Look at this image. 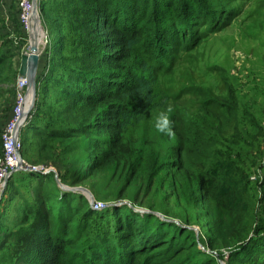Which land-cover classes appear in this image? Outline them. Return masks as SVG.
Returning a JSON list of instances; mask_svg holds the SVG:
<instances>
[{
	"label": "rangeland",
	"instance_id": "374dc122",
	"mask_svg": "<svg viewBox=\"0 0 264 264\" xmlns=\"http://www.w3.org/2000/svg\"><path fill=\"white\" fill-rule=\"evenodd\" d=\"M18 1L0 0V54L11 55L10 65H0L4 123L29 41L20 31ZM35 2L43 35L31 40L40 50L41 91L20 139L24 162L40 168H17L0 199V264H264V0H200L216 23L211 29L197 23L202 41L171 57L158 33L162 21L137 25L129 0H105L108 7ZM108 8L122 30L109 21ZM168 16L163 8L160 17ZM140 29L148 40L136 35L130 46L124 31ZM148 56L155 66L153 108L135 118L124 114L131 102L123 108L112 95L99 96L75 73L120 81L145 75ZM79 93L92 96L91 103ZM164 116L171 133L156 127ZM225 163L233 167L225 170ZM36 189L52 206L51 231L19 263V231L28 230L33 214L22 217ZM125 218L134 226L148 220L179 228L181 246L129 258L136 243L122 237Z\"/></svg>",
	"mask_w": 264,
	"mask_h": 264
},
{
	"label": "trees",
	"instance_id": "16d2710c",
	"mask_svg": "<svg viewBox=\"0 0 264 264\" xmlns=\"http://www.w3.org/2000/svg\"><path fill=\"white\" fill-rule=\"evenodd\" d=\"M86 2L92 3L97 7H108L105 0H84ZM131 4V20L135 21L137 25L139 24H151L157 25L159 19L162 21V25L160 26V30L158 33L161 34L162 37V47L163 51L168 50L169 56L171 54H175L178 50L182 51H191L194 49L205 36L204 33L197 32V23L202 24V26L211 29L213 24L216 23L217 17L213 13V11L208 12L205 9L208 7L207 1H204V10L201 9L200 0H129ZM165 9L169 13L168 17H160L161 10ZM201 10L197 12V9ZM210 13L212 14L209 17ZM107 17L110 18L109 21L112 22L114 26L121 29L123 26L119 23L118 13L112 12L110 8L107 9ZM170 18V19H169ZM220 19V18H219ZM226 18L223 16L221 20H218V24H222V20ZM19 22V21H18ZM167 30H164L165 25H167ZM106 25V24H105ZM139 29V28H135ZM22 30V29H21ZM24 33V31L22 30ZM127 35V42L130 46H133L137 43L134 40V36L137 35L138 39L143 38L144 41H147L148 38L145 36V32L140 29L137 31L125 30ZM213 30L210 31L212 33ZM59 32L56 31L55 34ZM156 52L154 57H161L157 55V50H153V53ZM171 57V56H170ZM11 55L8 53L0 54V65H10ZM148 58L149 64L143 67V73L145 75H136L129 74L126 77H123L119 80H116L115 77L105 76L102 77L100 74H96L92 71H76L75 73H80L82 76L81 79H84L85 82H89L91 84H95L97 91L99 92V96L112 95L118 102L123 103V108H126L127 103H132V108L126 111V113L133 114L134 117H139L147 112H149L153 108V97H152V89H153V81L151 73L155 70V66L152 65V58L149 56ZM168 57H161L162 61L167 60ZM94 65V62H92ZM39 69V65H38ZM37 72L36 80V91L40 93V82L42 81L41 76H39ZM94 73V74H91ZM9 79V77H7ZM5 79V78H2ZM11 79V78H10ZM13 81V79H12ZM42 91H46L42 88ZM42 92V93H43ZM76 93V92H75ZM45 94H49L48 92ZM80 97L81 95L79 93ZM92 96H83V98H90ZM96 99V97H95ZM92 98H90L91 103ZM127 118L128 116L125 115ZM94 123L95 126L101 125L99 121L101 119H96ZM30 129V127H25ZM48 136V135H46ZM176 149V148H175ZM177 150V149H176ZM181 152V150H177ZM176 152V159H180V153ZM223 169L230 170L233 166L231 164H223ZM88 168H91L88 167ZM92 175V172H88V177ZM37 177L40 178V175ZM216 177V176H215ZM12 176L8 179L6 188H8L9 183L11 181ZM43 179H46L43 178ZM35 199L33 200L32 206L28 208L29 210L22 217V221L25 222L27 220L28 211L33 214V218L30 223V227L28 230L19 231L18 239H17V257L16 260L19 263H22L27 259L28 253L32 250L36 242L39 238L46 237L47 233L51 231V221L53 213L51 211V205L48 202V199L42 195L39 189L35 190ZM3 199V198H2ZM1 199V200H2ZM64 199V198H63ZM60 199L62 206H67L68 202L62 201ZM93 214V212H91ZM95 213V212H94ZM122 227L124 228V232L122 237L127 239V243L132 244L135 242V246L133 247V251H129V258H131L133 254H143L146 255L148 251L151 249H155L157 247L167 245L161 249V252L168 251L170 252L172 249L177 250L181 246L180 239L178 237L179 228L171 229L170 227L165 226H156L154 223L152 225L149 224L148 220L139 224V226H134L133 220L129 218H125L122 223ZM132 230V231H131ZM160 253L155 254L159 255ZM154 259V258H152ZM151 259V260H152ZM109 264H114L113 261L109 262ZM144 264H149L147 261Z\"/></svg>",
	"mask_w": 264,
	"mask_h": 264
},
{
	"label": "built area",
	"instance_id": "2783aa9c",
	"mask_svg": "<svg viewBox=\"0 0 264 264\" xmlns=\"http://www.w3.org/2000/svg\"><path fill=\"white\" fill-rule=\"evenodd\" d=\"M36 8L35 0H19L18 1V21L23 31L32 35L33 29L40 34L41 26L39 27L40 16L34 15ZM39 18V20H38ZM37 35V33H36ZM34 36V35H32ZM41 36V34L39 35ZM26 46L24 51H28ZM23 51V52H24ZM26 79L23 76H17L14 82L13 104L7 122L4 124L1 133V155H0V199L4 192L6 181L16 171L17 168L22 170L37 169L40 167L28 166L21 156L22 140L20 139V131L28 122V115L31 110L25 115V94H26ZM30 171V170H29ZM98 203L95 209H98Z\"/></svg>",
	"mask_w": 264,
	"mask_h": 264
},
{
	"label": "water",
	"instance_id": "95a60500",
	"mask_svg": "<svg viewBox=\"0 0 264 264\" xmlns=\"http://www.w3.org/2000/svg\"><path fill=\"white\" fill-rule=\"evenodd\" d=\"M34 15L38 16V12L35 8ZM39 20V18H38ZM41 36L43 35V29L40 30ZM30 40L33 37L30 35ZM40 36V37H41ZM29 49L28 51H24L20 55V66L18 70V75L23 76L26 79L27 85H26V94H25V115L32 109V106L34 104V98L36 94V75L38 70V64H39V54L40 50L37 45H35L34 42L29 43ZM8 180V179H7ZM7 184V181H6Z\"/></svg>",
	"mask_w": 264,
	"mask_h": 264
},
{
	"label": "clouds",
	"instance_id": "9594fccd",
	"mask_svg": "<svg viewBox=\"0 0 264 264\" xmlns=\"http://www.w3.org/2000/svg\"><path fill=\"white\" fill-rule=\"evenodd\" d=\"M29 35V34H28ZM156 127L161 132H169L171 133V129L169 128V120L166 116H164L162 119L158 120ZM9 179V178H8ZM8 181V180H7ZM6 188V187H5ZM5 190V189H4ZM4 193V192H3Z\"/></svg>",
	"mask_w": 264,
	"mask_h": 264
},
{
	"label": "crops",
	"instance_id": "0c3cea01",
	"mask_svg": "<svg viewBox=\"0 0 264 264\" xmlns=\"http://www.w3.org/2000/svg\"><path fill=\"white\" fill-rule=\"evenodd\" d=\"M21 32H22V30H20ZM24 34V33H23ZM27 36L29 37V41H28V45H29V43L30 42H32V40H30V36L27 34ZM27 44H25L24 43V45H22V47H21V50H22V52L25 50V48H26V45ZM12 48L13 49H16V46L15 45H12ZM21 54V53H20ZM20 54H19V62H18V65H17V70H19V66H20ZM16 76H18V73L16 74ZM12 99H13V96H12ZM11 106V105H10ZM9 113H10V110H9V112L7 113V115H9ZM8 117V116H7ZM6 119V118H5ZM5 119H0V130H1V128L3 127V125L5 124L4 122H5Z\"/></svg>",
	"mask_w": 264,
	"mask_h": 264
},
{
	"label": "bare ground",
	"instance_id": "6f19581e",
	"mask_svg": "<svg viewBox=\"0 0 264 264\" xmlns=\"http://www.w3.org/2000/svg\"><path fill=\"white\" fill-rule=\"evenodd\" d=\"M36 33H37V35H36ZM32 35H34V37H32V39H34L36 41H41V39L38 38V35H40V34L37 32V30L33 29ZM41 43H43V41ZM2 196H3V194H2Z\"/></svg>",
	"mask_w": 264,
	"mask_h": 264
}]
</instances>
